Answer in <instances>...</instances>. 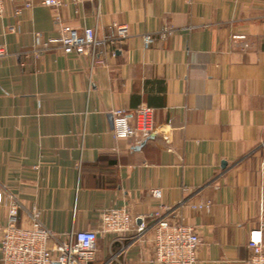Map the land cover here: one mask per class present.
<instances>
[{
	"label": "crops",
	"instance_id": "1",
	"mask_svg": "<svg viewBox=\"0 0 264 264\" xmlns=\"http://www.w3.org/2000/svg\"><path fill=\"white\" fill-rule=\"evenodd\" d=\"M3 3L0 240L12 202L14 225L39 210L58 238L97 228L105 209L136 218L163 203L197 230L195 264H245L264 189V0H61L56 11L32 0L19 14L22 0ZM55 13L128 34L100 64L57 44L37 56V34L58 35ZM140 106L154 128L115 138L112 111ZM116 238L100 234L90 264H154L151 230Z\"/></svg>",
	"mask_w": 264,
	"mask_h": 264
},
{
	"label": "built area",
	"instance_id": "2",
	"mask_svg": "<svg viewBox=\"0 0 264 264\" xmlns=\"http://www.w3.org/2000/svg\"><path fill=\"white\" fill-rule=\"evenodd\" d=\"M78 2L80 0H70ZM4 0H0V15L4 11ZM45 6L57 10L61 0H41ZM32 0H22L14 10L19 14L23 8H29ZM58 35L42 39L37 34V56L51 45H60L65 52L87 55L93 63L104 62L103 46L122 43L128 34L125 24L113 22L111 31L98 36L92 27L81 30L63 23L55 13ZM169 34L171 30L164 29ZM149 37L146 38V40ZM2 51L0 50V53ZM112 134L115 138H130L137 131L150 132L154 126L152 110L140 106L129 114L122 109L112 111ZM152 195L160 197V190L153 189ZM183 205V201L177 206ZM209 203L191 205L193 208L208 207ZM17 203L12 202L9 209L11 224L5 229L0 240V264H90L96 256V242L100 234L112 233L120 238H143L151 230V262L154 264H195L199 245L197 230L179 220L176 206L159 203L158 208L149 214L132 217L125 208H108L101 212L97 228L71 230L64 237L46 228L39 219V210H33L31 223L27 227L14 225ZM137 220L139 222H137ZM150 220V223H147ZM264 189L260 201L259 223L248 234V247L251 253L245 264H264ZM119 238V239H118Z\"/></svg>",
	"mask_w": 264,
	"mask_h": 264
},
{
	"label": "water",
	"instance_id": "3",
	"mask_svg": "<svg viewBox=\"0 0 264 264\" xmlns=\"http://www.w3.org/2000/svg\"><path fill=\"white\" fill-rule=\"evenodd\" d=\"M56 264V263H55Z\"/></svg>",
	"mask_w": 264,
	"mask_h": 264
}]
</instances>
